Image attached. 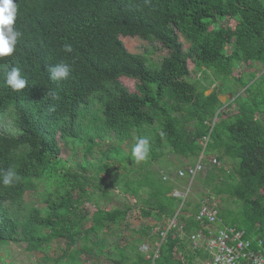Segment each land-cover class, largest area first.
<instances>
[{"label":"trees","instance_id":"trees-1","mask_svg":"<svg viewBox=\"0 0 264 264\" xmlns=\"http://www.w3.org/2000/svg\"><path fill=\"white\" fill-rule=\"evenodd\" d=\"M222 19L233 24L219 25ZM128 35L158 41L169 53L151 63L127 49ZM189 60L201 72L194 81ZM122 76L136 79L137 91ZM232 83L243 92L232 91ZM227 92L232 99L224 103ZM0 113L16 130H0V250L24 241L45 253L65 239L66 247L40 264H89L101 256L115 264H202L210 254L193 248L189 236L203 227L196 215L204 197L173 195L182 181L150 165L170 151L196 163L203 150L237 160L234 168L206 162L202 181L209 195L240 203L219 216L264 249V0H0ZM134 133L133 152L143 160L136 171L128 167L134 153L112 145L100 150L98 166L87 159L71 165L59 142L60 135L95 157L107 137L122 142ZM123 162L138 174L121 193L136 201L92 203V185L104 196L119 188L112 177L104 185L100 174ZM43 182L48 190L40 192ZM27 192L46 205L26 201ZM134 205L164 224L131 228L137 236L122 245L121 226ZM168 218L177 223L169 229ZM145 237L157 251L140 249Z\"/></svg>","mask_w":264,"mask_h":264},{"label":"rangeland","instance_id":"rangeland-1","mask_svg":"<svg viewBox=\"0 0 264 264\" xmlns=\"http://www.w3.org/2000/svg\"><path fill=\"white\" fill-rule=\"evenodd\" d=\"M219 25H232L233 23L230 21V19H222L218 22ZM181 41L184 43V47L187 49L189 46V43L185 40V38L180 35ZM122 40L124 41L125 46L127 49L133 53H139L144 54L147 56L148 60L151 63L159 62L161 59L168 55L169 51L168 49L164 48L162 44L158 41H147L145 39H142L137 36H122ZM189 67L191 69V80H197L200 76L199 71L195 68V63L192 60H189ZM254 69L257 71L262 68L261 65L255 64ZM245 70H248L245 68ZM120 80L129 88L130 91H137L136 84L137 80L134 78L122 76ZM232 91H239V93L243 92V89L240 85L237 83L231 84ZM212 90L209 89L207 93H209ZM222 101L224 103H227L230 99H232V92L223 93L220 95ZM91 106L93 108H99V103L97 101L92 100ZM230 111H234V108H230ZM219 113V111H218ZM0 130L1 131H7L10 133L15 134L16 130L14 126L12 125V117L10 115H4L0 113ZM139 141V135L138 133H134L133 137L125 140V141H119L114 135H111L107 137L100 147H96V156L89 154L85 157V147L80 144H74L71 140L67 142L62 136L59 135V142L62 146V155L63 157L71 163V165L75 164H82L84 159H87L89 162L96 163V166H98L99 158H103L102 151L105 150L109 145L116 146L120 149H122L124 155L133 154L135 143ZM138 151L141 150V147H137ZM139 153V152H138ZM138 153H134V157L131 160L130 164H128V167H132L136 171V167L138 164L143 162L142 159L138 157ZM137 156V158H136ZM214 158H217L215 154H211L209 157H206L204 160V167L203 170L197 174V176L192 181L190 177L184 176L179 177L178 172L180 169H185L187 165H194L195 159L194 158H181L178 155H175L172 151L168 152V154L165 155V157L162 158V161H154L152 166L153 168H161L163 169V175L171 176L173 175L174 178H179V180L182 181V185L180 186L181 191H183V195L185 194V198H206L210 201L211 204L216 205L218 209L223 208H231V209H237L239 207V202L236 201L233 198L228 197L227 195L222 196H216L213 193L210 194V189L205 186V183L202 181V178L207 173L208 165H211L214 163ZM208 162V165L207 163ZM210 163V164H209ZM123 163H117L115 164L116 167H114V171L111 172L109 175L106 172H103L100 174L103 177H106L107 179L104 181V185H108L110 187V180L108 177H112L115 179L116 183L119 184V188H111L110 193L106 196H104L103 192L98 189L97 186L92 185L91 187V194H92V203H95L96 201H99L100 204L104 207H117V206H124L126 203V199L123 198L124 195H126L124 192L121 193V190L123 189L124 181L129 178H136L137 174L135 171L130 172L126 168H124ZM217 165H224L227 168H234L238 166V162L236 159L232 158H224L221 161L217 160ZM96 166L92 165L90 166V173L96 174ZM121 174L124 175V178H121ZM99 180H96L98 182ZM48 190V186L46 182H43L40 186V192ZM123 195V196H122ZM182 195V196H183ZM128 196V195H126ZM129 200L134 203L136 201L135 198L131 197ZM26 201L28 202H35L36 204L40 206H45V202L42 200L40 195L37 194H31L30 192H27L26 194ZM89 204L88 206L90 208H93V204ZM130 218V222L139 226L140 223H146L148 219L143 218L140 216L139 211L137 209H134L130 211L128 219ZM143 218V219H142ZM143 221V222H142ZM161 228V227H160ZM66 247V240L65 239H58L54 240L50 247L45 251V253L37 250H30L26 244V242H13L10 244H7L4 249L0 250V264H40V261L44 257L45 254L56 257L58 252L61 251L62 248ZM149 251V249H148ZM146 252V251H145ZM113 256L119 257L118 252H114ZM89 264H115L113 261L108 260L105 256H101V258L94 259L93 261H89ZM123 264H126L125 262Z\"/></svg>","mask_w":264,"mask_h":264},{"label":"built area","instance_id":"built-area-1","mask_svg":"<svg viewBox=\"0 0 264 264\" xmlns=\"http://www.w3.org/2000/svg\"><path fill=\"white\" fill-rule=\"evenodd\" d=\"M212 129L210 130V132ZM210 133L201 139V144L206 147ZM205 149V148H204ZM206 156L203 152L194 165H187L180 169L179 177L188 176L193 181L204 167ZM217 159L214 158V163ZM197 220L202 222L203 227L190 236L193 248H203L210 254V258L203 264H264V249H254L253 239L244 237V230L226 224L219 216V209L206 198L201 203ZM176 225L173 219L168 229ZM167 231L161 234L165 238Z\"/></svg>","mask_w":264,"mask_h":264},{"label":"crops","instance_id":"crops-1","mask_svg":"<svg viewBox=\"0 0 264 264\" xmlns=\"http://www.w3.org/2000/svg\"><path fill=\"white\" fill-rule=\"evenodd\" d=\"M173 195H176V196H182L183 195V191H181V189H180V187H176V188H174V190H173ZM183 197V199H185V194L182 196ZM124 199H126V203H125V205L127 204V203H132L130 200H129V198L130 199H132L131 197H129V196H126V195H124V197H123ZM133 200V199H132ZM133 204V203H132ZM134 209H137L138 211H139V214H140V216L141 217H143L142 215H141V209L139 208V206H135L134 205ZM133 209V210H134ZM144 218V217H143ZM142 218V219H143ZM146 219H148V221H146V223H140L139 224V226H141V225H144V224H151V225H153V226H155L156 227V229H160V227H162L161 225L162 224H164V221L162 222V221H159V220H157V218L153 215V216H149L148 218H146ZM173 219H175V221H176V218H173ZM173 219H170V218H168V219H166V223L169 225V223L173 220ZM143 222V221H142ZM177 224V223H176ZM138 226V224L137 225H135V224H133V223H131L130 222V218L128 219H126L125 221H123V223H122V231H123V235H122V237H121V239H120V243L122 244V245H125V244H127L128 242H130L131 240H133V238L135 237V236H137V235H133V232H132V230H131V228H137V227H139ZM180 228L182 229V226H180ZM194 233H196V232H194ZM193 234V233H192ZM191 234V235H192ZM190 235V236H191ZM190 236H189V238H190ZM164 239V238H163ZM190 241H191V239H190ZM140 245V249H142L143 251H148V249L149 250H152L153 248H155V251H157L158 249H157V245H159L156 241H153V240H151V239H149V238H147V237H145V238H143V240H141L140 241V243H139ZM207 260V259H206ZM206 260H202V264L206 261Z\"/></svg>","mask_w":264,"mask_h":264}]
</instances>
